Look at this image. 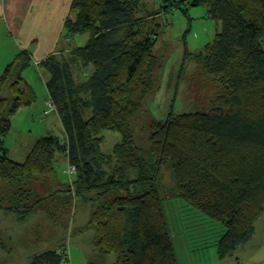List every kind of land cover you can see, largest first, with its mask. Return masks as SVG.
I'll return each instance as SVG.
<instances>
[{"label":"trees","instance_id":"trees-1","mask_svg":"<svg viewBox=\"0 0 264 264\" xmlns=\"http://www.w3.org/2000/svg\"><path fill=\"white\" fill-rule=\"evenodd\" d=\"M186 1L166 0L162 6L176 10ZM188 3L206 4L210 17L221 21L213 41L195 56L220 90L206 111L170 107L164 121H154L147 156L135 145L130 123L159 65L154 49L162 26L147 33L136 28L142 24L136 17L139 0H72L67 36L88 35V42L68 58L52 54L40 62L50 73L48 110L59 116L64 141L40 136L24 162L9 158L4 144L11 116L37 100L23 77L31 55L17 54L0 76V182L16 188L13 204L0 208L21 217L33 212L45 196L33 201L31 182L54 177L61 152L76 176L69 191L75 196L93 192L100 199L90 224L99 252L116 256L113 264H180L166 208V201L176 198L224 224L217 243L220 259L252 238L264 213V0ZM79 66L91 70L79 78ZM14 74L12 97L5 98ZM104 130L123 136L108 154L100 150ZM132 168L137 175L130 178ZM164 173L174 182L172 193L165 188ZM65 255L45 251L30 264H62Z\"/></svg>","mask_w":264,"mask_h":264},{"label":"rangeland","instance_id":"rangeland-1","mask_svg":"<svg viewBox=\"0 0 264 264\" xmlns=\"http://www.w3.org/2000/svg\"><path fill=\"white\" fill-rule=\"evenodd\" d=\"M7 1L9 3L10 0ZM164 2L166 0H139L136 13V17L142 19V24H137L136 28L144 27L147 33L153 32L158 25L162 26L154 49L159 65L153 73L142 107L130 123L134 143L146 156L150 150L151 124L154 121H164L170 107L179 112L206 111L220 90V86L203 72L195 56L213 41L221 29V21L210 17L206 4L191 5L187 0L180 9L171 10L162 6ZM5 4V0H0V76L22 50L33 57L31 66L23 71V77L33 86L37 100L11 116L12 127L4 138L9 158L24 162L40 136L53 134L63 142L64 129L56 112L48 110L50 100L46 83L50 73L40 66L41 61L35 63L44 56L37 50L43 31L25 24L26 11L19 16L22 18L20 28L9 12L11 7L8 5L6 11ZM47 33L50 31L45 29V35ZM65 34L66 29L62 36ZM87 37L76 36L69 44L71 47L80 46ZM185 38L188 55L185 54ZM66 49L69 51L70 47ZM68 51L65 53L67 58L70 55ZM85 70L90 72L91 69L76 68L79 78L84 77ZM14 79L15 74L2 93L5 98L12 97L10 83ZM102 136L100 150L107 154L123 140L121 133L112 130H104ZM65 161V154L57 152L55 176L31 182L35 194L32 200L45 196L33 212L21 217L19 212L0 208V264H30L34 255L49 250L66 253L62 264H113L116 261L114 254L99 252L96 233L90 224L100 199L93 192L75 196L73 191H69L76 176L71 168L67 171V163L63 165ZM116 163L115 159L112 164ZM128 172L130 178L137 175L135 168ZM164 174L165 188L173 189L174 182L168 173ZM14 191V186L0 182V205L13 204ZM87 196L89 199H85ZM166 206L180 264H264V213L255 224L251 240L225 259H220L216 242L225 232L224 224L211 220L179 198L166 201Z\"/></svg>","mask_w":264,"mask_h":264},{"label":"crops","instance_id":"crops-1","mask_svg":"<svg viewBox=\"0 0 264 264\" xmlns=\"http://www.w3.org/2000/svg\"><path fill=\"white\" fill-rule=\"evenodd\" d=\"M5 1L7 2V4H5L6 11L9 5V7H11L9 12L12 14L14 20L18 21V26L20 28L22 25L20 26L21 17L19 16L21 14H24V12L26 11V14H28V16L26 17L25 24L28 25V27L33 26L35 29L43 31V37L39 39L37 50L39 53H43L42 55L44 56L43 58L35 60V63H38V61L43 60L45 57L51 54L66 55L65 53L68 51L66 47L68 46L70 47V50L68 51L70 54L73 49L84 46L89 40V37H87L86 41L82 42L80 46L71 47L69 43L74 38H76V36L80 35L69 37L67 36V34H65L64 36H62L65 29V19L70 14L72 0H10L9 3L7 0ZM7 20L9 21L8 17ZM11 22L12 21H9L8 23ZM45 29H48L50 33H47L45 35ZM57 31L58 33H56ZM65 160L66 161L65 163H63V165L67 163L65 167L68 171L70 165L66 157Z\"/></svg>","mask_w":264,"mask_h":264},{"label":"built area","instance_id":"built-area-1","mask_svg":"<svg viewBox=\"0 0 264 264\" xmlns=\"http://www.w3.org/2000/svg\"><path fill=\"white\" fill-rule=\"evenodd\" d=\"M50 105H52V104L50 103ZM70 168H71V170H70V171L74 172V168H72V167H70Z\"/></svg>","mask_w":264,"mask_h":264}]
</instances>
